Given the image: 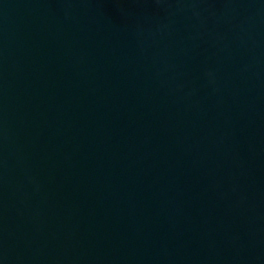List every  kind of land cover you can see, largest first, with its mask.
<instances>
[{
	"label": "water",
	"instance_id": "obj_1",
	"mask_svg": "<svg viewBox=\"0 0 264 264\" xmlns=\"http://www.w3.org/2000/svg\"><path fill=\"white\" fill-rule=\"evenodd\" d=\"M0 264H264V0H0Z\"/></svg>",
	"mask_w": 264,
	"mask_h": 264
}]
</instances>
